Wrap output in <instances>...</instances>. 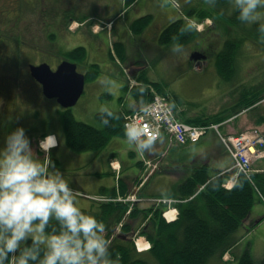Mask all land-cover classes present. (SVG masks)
<instances>
[{"label": "rangeland", "instance_id": "374dc122", "mask_svg": "<svg viewBox=\"0 0 264 264\" xmlns=\"http://www.w3.org/2000/svg\"><path fill=\"white\" fill-rule=\"evenodd\" d=\"M21 1L23 5L20 10V15H18V17H13L15 18L14 26L9 27L6 32V37H10L9 39L13 40V44L17 43L9 52L11 60L7 63V68L18 77L15 86L16 103H18L16 107L19 108L21 105L23 107L30 106V108H26L27 111L24 113V118L32 124L29 127L28 124L25 125L23 122V126L27 131L31 129L34 132L33 134L35 135L31 137L33 146L37 155L43 161L51 158L49 154L46 155L45 152H41L42 150L39 151L36 148L38 143L35 137H39V134L50 131L57 132L61 137L66 136L63 123V112L66 109H71L75 117L80 121H85L99 128H102L103 125L96 116L93 117L92 112L90 113L86 106V100L91 89L90 81L86 83L85 90L77 104L67 108L56 98H48L44 95L40 83L30 73V65L46 61L50 63L51 66L56 67L65 57L64 53L66 51L78 46L76 41H74L76 40L74 37H76L77 34L69 33V27H73L74 25V28H77L80 19L84 20L89 17L87 21L94 20V22L90 23L93 26V24L98 22L99 18H106L107 16L113 17L115 21V33H117V27H123L127 21L134 18V13L138 11L140 5L131 10L130 7L127 8L126 0H42V7L39 6L37 9H33L30 8V5L26 4L24 0ZM199 3L202 4V6H205L207 2L200 0ZM46 5H48L53 16L46 14ZM187 5L188 3L185 6ZM206 7H208V11L211 12L209 15V18L212 20L211 26L205 27L206 29L202 35L194 37L187 42L169 46L165 51H167L166 53H168L173 62L178 54V51L175 50L176 45H181V49L189 52V56L191 57L195 54L205 52L208 62L210 63L207 72L203 76L194 80L187 76L188 72L184 70L183 65H173L172 69H168L169 72L157 68L154 74L165 87L167 86V88L172 91L180 89L181 83H186L188 86L191 84L194 85L195 89L192 90L194 98L199 102L205 103L202 104L201 108L198 107L202 112L205 111L206 113L211 114L227 107L230 108L231 113L233 111L240 112V116L236 118L235 121L233 120L232 122L225 123L221 126L220 129L223 132L233 128H236V132H238L241 131L240 128L242 126L244 127L243 129H246L252 125H260L261 128L264 129V39L258 40L255 36L250 34V28H253L254 24L244 23L242 27L240 26V28H237L235 24L229 20L227 21L225 17L219 16L214 10L213 5L208 3ZM127 9H130V11L127 14H124L125 11L123 10ZM58 11H63L65 13H63V16H65L64 21L60 25L56 24V12ZM121 12L123 13L122 15L120 14ZM51 19L55 25L61 28L64 27L66 30L62 35L64 34L63 38L67 37V39L62 41V44L50 39L49 31L46 29V27L49 26L46 24H51ZM90 24H86V27H90ZM14 27H17V30L15 31V35L11 37V34L14 32L10 33V31ZM198 28L200 29V27ZM155 32L156 28H153L151 33L136 36L139 45L142 46V52H144L147 57H151L153 51L158 48L155 40ZM15 37L19 38L17 42L14 40ZM233 37L237 38L236 45L239 46L240 49L235 60L233 68L234 73L228 76L222 75L218 66V55L224 48L226 41ZM128 40L131 44V39ZM68 42L70 44H68ZM154 45H157L156 48H153ZM161 45L164 46L165 44ZM203 48H205L206 51H203ZM162 50L163 54L164 49ZM156 51L157 50H155L154 53ZM112 54L114 55V59L118 58V54L113 51L111 52V49H108L103 55L104 57H110ZM114 59L112 58L113 64L111 67L108 70L100 72V74H109L112 78H120L118 77L121 74L120 68L115 64ZM82 67L83 66L79 64V71H82ZM152 69L153 65L151 66V70ZM30 81H33L36 86ZM257 94L262 95L260 101L256 102L251 107H246L243 104L247 99L255 98ZM105 100L109 101L108 98ZM52 103H54L55 106H52ZM6 104L13 105L15 103H13L12 100H9ZM235 107H237L236 110H234ZM16 115H20V111H18ZM15 127L16 126L13 124H10L9 127H5V136L4 139L0 140V146H3L7 135ZM106 147L99 150H87L76 153L79 155L85 153H101ZM158 147L161 148L159 152L162 155L160 167L154 171V173H157L151 178V180L150 178L143 180V184H145L141 190V194L138 192L135 193H138L137 198L142 196L143 190L144 192L151 191L157 194V196L162 195L163 197H171L172 195L168 196L165 194L172 190L174 185L182 180L181 177L185 176L183 170H185L186 166H191L190 158L194 157L197 152H201L199 153V155L202 156L200 157V161L211 159V171L215 170V160L219 156H223V158L227 156V151L221 142L217 131L214 129H211L200 142L194 145H173L172 147H169L167 138L165 137L160 140ZM157 151L158 150L150 152L155 153ZM54 162L55 165H60L58 161L54 160ZM93 163V158H90V160H84V168L92 167ZM126 169H128L127 166ZM178 171L183 172L178 173ZM185 171H189V169ZM141 182L142 178L139 180L138 185ZM146 185L148 188L145 190ZM108 196L114 199L113 202H117L118 199L127 201V199L131 197V195L126 194H111ZM90 201H92L96 212L93 213V210H91L92 214L96 215L97 218L105 224H112L109 229L106 228L105 233L106 236L109 234L108 238L111 240V244L117 237H122L127 241H133V238L142 236L139 231L142 230L144 226L138 232L133 230L128 233L124 230L126 225H134V222L136 221L141 220V223H143L144 219L142 215L137 217L138 220L132 219L127 212L120 219L111 215L106 217L103 216L105 208L101 205H105L107 202L101 199L96 202L93 200ZM128 201L134 202L129 199ZM137 205L139 206V202H137ZM160 208L163 210L164 205L162 204ZM104 217H106L105 220L103 219ZM147 217L151 218V215ZM147 238L148 237L146 236V239ZM147 255L152 264L158 263L154 256L149 253H147ZM224 260L228 263L221 262L213 257L207 264H236V261L228 259L227 256L224 257Z\"/></svg>", "mask_w": 264, "mask_h": 264}, {"label": "trees", "instance_id": "16d2710c", "mask_svg": "<svg viewBox=\"0 0 264 264\" xmlns=\"http://www.w3.org/2000/svg\"><path fill=\"white\" fill-rule=\"evenodd\" d=\"M132 3L133 0H126L128 7ZM208 3L214 6L219 16L225 17L237 28L244 24L238 20V13L234 10L232 12L230 0H208ZM197 9L189 8L187 14L189 16L197 14L199 21L211 14L208 9ZM151 20L150 14L142 16L133 21L132 27L136 32H141ZM200 34L190 22L178 19L162 29L159 42L174 45L187 42ZM250 34L258 40L264 39V33L258 30V24L250 28ZM236 43V37L228 39L218 55V66L222 75L228 76L234 73L235 60L240 50ZM65 56L80 64L85 60L86 49L84 46H77L66 52ZM97 73V64H93L87 72L88 80ZM137 79L139 84L134 85L130 91L138 103L144 105L152 100L155 93H160L170 100L175 114L189 123L206 125L223 123L239 113L237 111L231 113L230 108L227 107L211 114L202 112L198 115L186 116L179 110V105L184 101L180 95L169 91L162 83L153 81L145 70L140 72ZM126 89L129 90L130 86L127 85ZM261 96L257 94L255 98L247 99L243 104L251 107L262 99ZM236 109L237 107L234 108ZM111 113L108 124L103 123L102 113H97L96 118L103 125L99 128L78 120L71 109H66L63 112V123L69 147L76 152L99 150L108 144L113 135L126 136L124 113L121 111H111ZM188 169L184 178L165 194L177 199L175 206L179 214L172 222L166 223L162 220L160 207L140 208L130 201L109 202L102 205L105 208L103 216L106 217L111 215L120 219L130 208V216L134 219L142 215L146 220L147 216L151 215L143 228L141 224L138 226L142 228L140 233L150 239L152 248L147 252H139L132 240L127 241L117 237L110 245L113 264H152L147 253L157 259V264H207L213 257L222 262L224 253L233 249L238 229L260 197L261 183L264 180L261 173L255 171L251 176L240 173L233 187L227 188L224 184L231 176L230 173H222L220 169L211 171L210 165L202 161L186 166L185 170ZM106 217L103 219L105 220ZM105 225L109 229L112 224ZM130 229V224L124 227V230ZM236 264H264V258L256 263L252 254L246 251L236 256Z\"/></svg>", "mask_w": 264, "mask_h": 264}, {"label": "crops", "instance_id": "0c3cea01", "mask_svg": "<svg viewBox=\"0 0 264 264\" xmlns=\"http://www.w3.org/2000/svg\"><path fill=\"white\" fill-rule=\"evenodd\" d=\"M177 1L180 6H177L173 0H133V3L129 6L131 10L137 8L138 5H140V7L138 11L134 13V18L127 21L123 27H117V33H115V22L112 27H99L97 30L92 31L91 27H86L87 21H84L83 26L79 27L76 31L69 30V33L77 34L76 37H74V39L76 38V40H74L76 44L78 46H84L86 49L84 64L87 66V69L90 68V65L97 64L99 70L96 77L90 80L91 89L86 100L87 109L90 113L92 112L93 117L101 112L100 110L102 107H106L110 111L115 112L129 111L140 107V104L137 103L132 92L127 90L125 86L129 83L133 84L139 73L143 70L147 71V74L152 80L159 82L160 80L154 74L157 68L169 72L168 69H172L173 65H183L184 70L188 72L187 76L194 80L207 72L210 63L205 56L192 58L189 56V52L181 49L178 51L177 57L173 62L168 53H166L167 51H165L166 48L171 45L162 46L159 42L160 32L168 23L178 19H186L190 21L192 25L198 22L199 16L197 14L187 16L185 9L187 3L190 8L208 9V7H206L208 0H204L207 2L205 6L199 3L200 0ZM230 8H232V6ZM123 11H125L124 14H127L130 9ZM122 12L120 13L121 15L123 14ZM148 14L152 15L151 22L141 32H136L134 27H131V24L136 19ZM209 17L210 16L199 26L201 27L200 29L211 26L212 20ZM106 22L107 24L109 23L108 19L99 18L97 23L105 25ZM153 28H156L155 40L158 48H156L157 45H154L153 48H156L155 50L157 51L154 53V50L151 57H147L145 53L142 52V46L139 45L136 36L151 33ZM128 39H131V44ZM68 44L70 43L68 42ZM108 49H111V52L117 53L118 58L114 59L113 54L110 57H104L103 54ZM162 49H164L163 54ZM123 56L126 58H123ZM112 58L115 64L120 68L121 74L118 76L120 78H112L109 74H100V72L108 70L111 67L113 64ZM195 64H199V67H204L205 65V70L200 72L197 67L195 68ZM152 65L153 69L151 70ZM193 89H195L194 85L191 84L188 86L186 83H181L180 89L174 91V93L180 95L184 100L183 103L179 105V110L183 114L185 113L186 116L201 114L202 111L199 108H201L202 104H205L194 98ZM106 98H108L109 101L105 100ZM52 106H55L54 103H52ZM50 132L57 133L55 131ZM50 132L40 134L39 139L41 140ZM58 138L62 143L58 147L53 148L49 156L52 161L56 160L60 163V165H56V167H59L64 172L72 187L91 194L132 195L136 192L141 194L142 186L138 185V183L143 173V164L139 163L141 157L137 153L135 144L130 142L127 136L113 135L106 145L108 147L105 146L106 149L104 151L95 154L85 153L83 155L77 154L76 151H73L69 147L66 136L61 137L58 134ZM159 142L153 144L151 149H147L146 151L149 158L153 160L160 159L161 164L162 161L159 152L161 148L158 147ZM36 148L40 150L38 144ZM155 150L158 151L155 153L150 152ZM199 153L201 152H197L194 157L190 158L192 164L201 160L200 157L202 156L199 155ZM45 154L47 155V153ZM226 154L227 156L225 158L219 156L215 160L216 169L225 170L232 166L233 159L228 152ZM90 158L94 159L93 166L84 168L83 161L90 160ZM112 161H115L118 168L120 167L119 171L115 170L111 165ZM203 162L209 165L212 164L211 159H205ZM258 162L256 163L255 169L261 173L264 179V159ZM126 166L128 169H126ZM156 173L157 172L153 173L152 177ZM261 185L262 191L260 192V197L257 202L253 204L249 216L238 229L236 233V244L231 250V254L234 257L249 251L256 263L261 262L264 258V180ZM147 188L146 185L145 190ZM150 192H144L143 190L142 196L146 198L149 195H154L152 194L153 192ZM78 201L82 209L89 212L93 210V213H96L90 199L78 195ZM150 205L151 204L147 200L139 202V207L141 208H146ZM135 220H138V218ZM139 223L140 220L134 222V225L131 224L132 229L129 230L128 233L133 231Z\"/></svg>", "mask_w": 264, "mask_h": 264}, {"label": "clouds", "instance_id": "9594fccd", "mask_svg": "<svg viewBox=\"0 0 264 264\" xmlns=\"http://www.w3.org/2000/svg\"><path fill=\"white\" fill-rule=\"evenodd\" d=\"M230 4L238 20L258 24L264 33V0ZM100 111L108 124L111 111ZM145 133L136 123L126 126L128 140L141 154L155 141ZM61 143L50 132L39 141V149L50 154ZM105 233V223L81 208L78 190L64 172L51 159L39 158L27 129L20 125L9 132L0 146V264H113Z\"/></svg>", "mask_w": 264, "mask_h": 264}, {"label": "built area", "instance_id": "2783aa9c", "mask_svg": "<svg viewBox=\"0 0 264 264\" xmlns=\"http://www.w3.org/2000/svg\"><path fill=\"white\" fill-rule=\"evenodd\" d=\"M147 109L148 111L144 108L128 115L126 126L136 123L145 127V136L150 133L155 139L163 131H167L180 143L195 142L206 131V127L187 124L176 119L169 103L161 96H156ZM224 141L236 160L235 167L241 172L249 174L252 162L264 157V136L256 130L224 138Z\"/></svg>", "mask_w": 264, "mask_h": 264}, {"label": "flooded vegetation", "instance_id": "af4514ba", "mask_svg": "<svg viewBox=\"0 0 264 264\" xmlns=\"http://www.w3.org/2000/svg\"><path fill=\"white\" fill-rule=\"evenodd\" d=\"M24 1L26 4L30 5V8L37 9L39 6L42 7V0H34V1L24 0ZM22 5L23 4L21 0H0V140L4 139L5 127H9L10 124H13L15 126H20L23 125L24 122L25 125L28 124L29 127L32 124L29 123V121H26L24 118V113L27 111L26 108L28 106L23 107L21 105V107L19 108L16 107L18 103H16L15 86L17 84L18 77L16 74L12 73L7 68V63H9L11 60V56L9 55V52L11 49L15 47V44L17 43L13 44V40L9 39L10 37L9 38L6 37V32L9 27L14 26L15 18L13 17L15 16L18 17V15H20V10L22 8ZM45 12L47 15L53 16V13L50 11L48 5L45 6ZM63 13H64L63 11L56 12L57 25L63 23L65 18V16H63L65 13L64 14ZM46 25L49 26L46 27V29L49 31V36L51 40L62 44V41L67 39V37L63 38L64 34L62 35V33L66 32L65 28L64 27L61 28L55 25L52 19H51V24H46ZM91 26L92 25H90V27ZM16 30L17 27L12 28L10 33L11 32L14 33L11 34V37L15 35ZM14 40L15 42H17L19 38L15 37ZM196 64H195V68H196ZM30 82L34 83L33 81ZM34 86H36L35 83ZM9 100H12L13 103L15 104L13 105L6 104L7 101ZM28 108H30V106ZM18 111H20V115H16ZM27 133L30 137L35 135L33 134L34 132L31 129H29ZM35 139L38 140V137L36 136Z\"/></svg>", "mask_w": 264, "mask_h": 264}, {"label": "water", "instance_id": "95a60500", "mask_svg": "<svg viewBox=\"0 0 264 264\" xmlns=\"http://www.w3.org/2000/svg\"><path fill=\"white\" fill-rule=\"evenodd\" d=\"M31 74L42 85L48 98H56L64 107L77 104L86 86V74L78 70V64L62 61L56 69L48 62L31 64Z\"/></svg>", "mask_w": 264, "mask_h": 264}, {"label": "bare ground", "instance_id": "6f19581e", "mask_svg": "<svg viewBox=\"0 0 264 264\" xmlns=\"http://www.w3.org/2000/svg\"><path fill=\"white\" fill-rule=\"evenodd\" d=\"M77 27V26H76ZM200 65L198 64V65H196V67H197V69H202L203 68V66H201V67H199Z\"/></svg>", "mask_w": 264, "mask_h": 264}]
</instances>
